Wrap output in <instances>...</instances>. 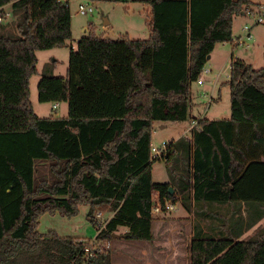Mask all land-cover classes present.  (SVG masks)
Listing matches in <instances>:
<instances>
[{
    "label": "trees",
    "instance_id": "trees-1",
    "mask_svg": "<svg viewBox=\"0 0 264 264\" xmlns=\"http://www.w3.org/2000/svg\"><path fill=\"white\" fill-rule=\"evenodd\" d=\"M130 1L150 8L149 37L81 38L65 77L37 84L38 101L66 103V117L40 118L29 81L37 52L71 40L67 0H0L16 19L12 30L0 23V264H111L106 245L120 228L126 240L151 242L153 208L177 202L209 219V234L194 225L189 264H264V227L244 239L264 221V201H238L231 188L251 163H264V121L190 116L206 49L232 41L233 20L251 0ZM234 66L235 108L264 114V72ZM188 120L196 126L153 159L154 124ZM156 161L167 183L152 182ZM80 204L98 232L90 259V241L36 229L43 214L72 217ZM105 208L113 215L99 229Z\"/></svg>",
    "mask_w": 264,
    "mask_h": 264
},
{
    "label": "rangeland",
    "instance_id": "rangeland-1",
    "mask_svg": "<svg viewBox=\"0 0 264 264\" xmlns=\"http://www.w3.org/2000/svg\"><path fill=\"white\" fill-rule=\"evenodd\" d=\"M256 7L246 6V10H252L254 16L238 15L233 20L232 38H241L243 43L234 46L232 42L210 45L208 58L204 55L202 70L197 78L202 84L193 81L190 86L191 93V118L229 119L232 117L253 118L264 121V114L236 109L230 96L228 82L233 71V65L251 66L254 73L264 72V0H252ZM71 16V40L63 47L54 48L36 53L37 73L29 81V99L33 110L40 118H62L67 114L66 103L57 104L58 109L53 110L52 103H40L37 95V84L43 76L65 77L71 46L75 49L76 43L83 37H95L108 40L129 38L132 40H144L149 37L147 20L150 19L148 7L139 2L130 0H67ZM259 4V5H258ZM79 5L91 7L92 12L81 15ZM10 9V6H8ZM262 8V10H261ZM258 18L261 23H255ZM16 19L12 16L2 24L14 28ZM247 26L253 35L252 40L245 38L242 29ZM237 70V69H236ZM204 71H208L207 74ZM236 72V71H235ZM239 73V72H238ZM237 74V73H236ZM253 92L246 93L251 100ZM193 120V119H192ZM192 120L183 123H155L152 132L151 146L158 147L161 143H172L189 133L186 129L193 125ZM164 126V128H162ZM185 134V135H184ZM40 172H45L40 168ZM245 182L240 191H245L248 200L264 201V163H251L245 171ZM151 176L153 183H165L168 181L165 164L156 161L152 165ZM236 191V188H235ZM247 191V192H246ZM243 193V192H242ZM245 195L240 197L243 199ZM88 204H80L77 213L72 217L61 216L58 212L43 214L37 222L36 229L40 234L50 232L59 237L76 238L83 241H92L96 236V228L87 220ZM103 221L108 218L107 208L99 211ZM151 242L130 241L123 238L125 229H119L109 242L111 261L113 264H189V246L193 235L194 225L198 221L196 216L186 213L179 202L174 204V209L167 213H153ZM200 223V222H199ZM209 219L203 218L200 225L203 231L207 229ZM164 227L159 229V226ZM264 227L262 221L256 228L249 231L246 238L253 236L258 229ZM245 239V238H244ZM154 240V242H153ZM139 250L140 252H137Z\"/></svg>",
    "mask_w": 264,
    "mask_h": 264
},
{
    "label": "built area",
    "instance_id": "built-area-1",
    "mask_svg": "<svg viewBox=\"0 0 264 264\" xmlns=\"http://www.w3.org/2000/svg\"><path fill=\"white\" fill-rule=\"evenodd\" d=\"M261 10H262V8H261ZM92 11L93 10H92L91 7H86V6H83V5H79V12H80L81 15H87V14L91 13ZM254 13L255 12H252V10H246L243 14L244 15H249V16H254ZM11 17H12L11 10L7 9V6L0 7V23H3L4 21L9 20ZM261 22H262V19L258 18L255 23H261ZM242 31L245 33V38L247 40H252L253 39V35L250 32V28L245 26L242 29ZM232 43L237 45V46L244 44L242 39L239 38V37L238 38H234V39L232 38ZM204 73L207 74L208 71H204ZM197 84L201 85L202 81L200 79L197 80ZM55 108H57V104L53 105V109H55ZM196 124H197V122L194 121L193 125H191V128L196 126ZM167 147H168V143H166V142L161 143L158 147L151 146L152 158L153 159H160L162 157V155L166 152ZM173 209H174V205L171 204V203H167L165 205V207H164V210L161 209L160 207H158V205L155 206L153 208V213H160V214L164 215L165 213H167L169 211H172ZM102 216L103 215L100 214V213L97 215V218L99 219V224H98L99 229H102V227H104L106 221L108 220V219H105L103 221V217ZM97 234H98V232H97ZM109 247H110V245L107 244L106 248H109ZM97 251H99V246L96 245V243H95V241L93 239L92 241L89 242V245L85 248L86 258L87 259L93 258L96 255Z\"/></svg>",
    "mask_w": 264,
    "mask_h": 264
},
{
    "label": "crops",
    "instance_id": "crops-1",
    "mask_svg": "<svg viewBox=\"0 0 264 264\" xmlns=\"http://www.w3.org/2000/svg\"><path fill=\"white\" fill-rule=\"evenodd\" d=\"M251 2H252V0H251ZM252 5L254 6V7H256L257 6V4H255L254 2H252ZM259 5V4H258ZM9 5H7V9H9V7H8ZM147 6V5H146ZM148 7V6H147ZM148 10H149V16H150V8L148 7V9H147V12H148ZM241 16H243L244 14L242 13V14H240ZM232 42V41H231ZM226 44V43H225ZM234 46H237V45H235V44H233ZM58 104H61V103H58ZM53 108V107H52ZM58 109V105H57V108H55V109H53V110H57ZM67 115V114H66ZM66 117V116H65ZM201 118V117H200ZM200 118H198V119H200ZM162 128H164V126H162ZM190 128H191V126L190 127H188L187 129H186V131H185V133L186 132H188L189 130H190ZM187 134V133H186ZM185 135V134H184ZM246 175L244 174L243 176H242V178L238 181V182H236V183H234V184H232L231 185V188H232V190H233V197H234V199H236V200H238V201H241V202H244V201H249L248 199H247V196L245 195V191H244V188H243V190L242 191H240V193H237V191H238V189H242V185H244V182H245V177ZM168 182V181H167ZM167 182H165V183H167ZM235 188H236V191H235ZM243 192V193H242ZM247 192V191H246ZM241 195H245L244 197H243V199L240 197ZM112 215H113V213H109V215H108V218L107 219H110L111 217H112ZM155 222H152V225L154 224ZM260 224V223H259ZM258 224V225H259ZM257 225V226H258ZM257 226H255L254 228H256ZM161 228H163V230L165 229L164 227H162V225L161 226H159V229H161ZM253 228V229H254ZM120 229H122V228H120ZM123 229H125V228H123ZM253 229H251L250 231H252ZM126 230V229H125ZM126 231H124V233H125ZM249 232V231H248ZM247 232V233H248ZM123 233V234H124ZM247 233L244 235V238H246V235H247ZM96 234H97V232H96ZM253 234H255V233H253ZM121 238V237H120ZM153 238H154V234H153ZM153 242H154V240H153ZM137 252H140L139 250H137ZM141 253V252H140ZM111 264H113V262L111 261Z\"/></svg>",
    "mask_w": 264,
    "mask_h": 264
},
{
    "label": "water",
    "instance_id": "water-1",
    "mask_svg": "<svg viewBox=\"0 0 264 264\" xmlns=\"http://www.w3.org/2000/svg\"><path fill=\"white\" fill-rule=\"evenodd\" d=\"M169 191H170L171 194H173L172 188H170ZM119 237H121V236H115V235H113V238H119Z\"/></svg>",
    "mask_w": 264,
    "mask_h": 264
}]
</instances>
